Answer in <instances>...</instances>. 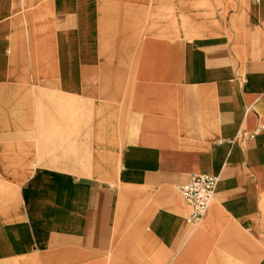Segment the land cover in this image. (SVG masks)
Listing matches in <instances>:
<instances>
[{
    "label": "crops",
    "instance_id": "crops-1",
    "mask_svg": "<svg viewBox=\"0 0 264 264\" xmlns=\"http://www.w3.org/2000/svg\"><path fill=\"white\" fill-rule=\"evenodd\" d=\"M262 123L264 0H0V264H264Z\"/></svg>",
    "mask_w": 264,
    "mask_h": 264
},
{
    "label": "built area",
    "instance_id": "built-area-1",
    "mask_svg": "<svg viewBox=\"0 0 264 264\" xmlns=\"http://www.w3.org/2000/svg\"><path fill=\"white\" fill-rule=\"evenodd\" d=\"M263 130L264 123L250 131L249 136L254 138ZM217 179L218 177L214 175L200 174L194 176L189 183L179 187L180 192H182L191 207L189 220L199 221L207 214L209 206L217 194Z\"/></svg>",
    "mask_w": 264,
    "mask_h": 264
}]
</instances>
